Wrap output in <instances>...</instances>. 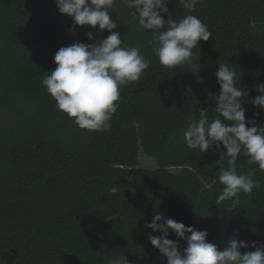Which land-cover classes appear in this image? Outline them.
<instances>
[{
    "label": "trees",
    "instance_id": "obj_1",
    "mask_svg": "<svg viewBox=\"0 0 264 264\" xmlns=\"http://www.w3.org/2000/svg\"><path fill=\"white\" fill-rule=\"evenodd\" d=\"M167 7L176 20L197 16L213 35L193 50L191 66L165 67L149 44L153 33L139 31L133 10L115 0L114 31L151 63L120 90L111 127L88 131L41 81L61 47L92 43L88 32L96 41L110 33L98 26L73 33V18L55 0H0V264H109L122 255L129 264H167L148 239L160 233L145 227L157 213L207 230L221 251L232 238L264 243V171L241 153L237 173L251 174L259 189L241 193L235 208L231 200L217 205L226 149L192 150L183 136L201 109L218 115L210 96L220 91L219 63L234 65L237 87L249 92L246 119L264 126V111L250 102L264 83V0H200L193 12L168 0ZM141 151L156 167L141 166ZM169 238L177 239L171 230Z\"/></svg>",
    "mask_w": 264,
    "mask_h": 264
},
{
    "label": "clouds",
    "instance_id": "obj_2",
    "mask_svg": "<svg viewBox=\"0 0 264 264\" xmlns=\"http://www.w3.org/2000/svg\"><path fill=\"white\" fill-rule=\"evenodd\" d=\"M59 13L73 18V33L76 27H99L101 32L110 33L96 41L91 32L87 33L92 43L75 42L61 47L54 55L57 67L41 81L56 102V107L65 113L82 130L104 131L111 127L112 116L119 108L120 90L141 78L151 61L140 54L135 46H125L120 34L114 31L118 25L111 18L110 9L115 0H55ZM133 10L138 21V30L153 33L149 44L161 65L176 68L191 66L194 49L200 41L207 42L213 33L197 16L187 15L173 19L167 7L168 0H122ZM200 0H179L188 12H193ZM163 14L169 18L164 19ZM199 67L198 63L196 65ZM237 73L234 65L219 63L216 72L220 86L218 94L210 98L215 102L213 111L218 114L208 118V109H201L199 118H192L184 130V142L189 149L207 153L213 145L221 144L226 149L222 153L229 157L227 169H221L219 183L222 192L216 204L232 201V208L240 203V194H252L259 189V182L251 174H238L236 162L243 153L249 164L258 165L264 171V126L256 120L246 119L244 98L249 92L237 87ZM257 95L250 102L264 111V83L256 85ZM255 112L254 117H259ZM249 125H251L249 127ZM234 198V199H233ZM163 221V222H161ZM146 228L160 235L148 236L152 246L158 249L167 264H264V243L251 245L241 239L232 238L221 251L218 246L207 241V230H196L175 219L165 218L157 213ZM170 230L177 237L170 239ZM238 231V230H237ZM180 240L186 241L181 248ZM249 246L255 251L243 253ZM109 264H129L126 256L110 259Z\"/></svg>",
    "mask_w": 264,
    "mask_h": 264
},
{
    "label": "rangeland",
    "instance_id": "obj_3",
    "mask_svg": "<svg viewBox=\"0 0 264 264\" xmlns=\"http://www.w3.org/2000/svg\"><path fill=\"white\" fill-rule=\"evenodd\" d=\"M1 118H0V126H1ZM140 163L142 167L145 168H154L156 167V161L154 159L150 158L147 154H145L143 151L140 153Z\"/></svg>",
    "mask_w": 264,
    "mask_h": 264
}]
</instances>
